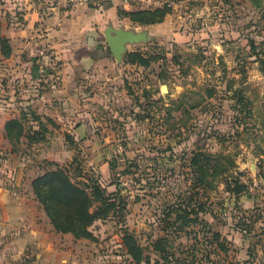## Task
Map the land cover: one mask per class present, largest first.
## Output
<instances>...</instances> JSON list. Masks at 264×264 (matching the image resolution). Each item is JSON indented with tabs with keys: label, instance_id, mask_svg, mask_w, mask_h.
Here are the masks:
<instances>
[{
	"label": "rangeland",
	"instance_id": "1",
	"mask_svg": "<svg viewBox=\"0 0 264 264\" xmlns=\"http://www.w3.org/2000/svg\"><path fill=\"white\" fill-rule=\"evenodd\" d=\"M110 1L0 0L12 48L9 58L0 52V187L10 190L13 217L0 215L1 263L264 264V0H132L141 10L166 7L167 16L115 27L147 34L120 62L104 30L77 37L69 21L77 3L100 11ZM30 4L44 18L35 38ZM63 12L66 24L48 22ZM88 46L85 61L107 55L116 78L100 70L94 100L81 103L93 112L86 134L94 138L84 144L46 95L78 60L73 48ZM130 52L141 64H124ZM61 170L88 193L93 223L87 237L61 233L70 235L64 251L42 261L37 245L21 246L26 226L16 220L54 227L33 183ZM89 177L103 194L86 188Z\"/></svg>",
	"mask_w": 264,
	"mask_h": 264
},
{
	"label": "crops",
	"instance_id": "2",
	"mask_svg": "<svg viewBox=\"0 0 264 264\" xmlns=\"http://www.w3.org/2000/svg\"><path fill=\"white\" fill-rule=\"evenodd\" d=\"M119 8L125 11L141 10V8H139V4H134L133 1L129 2L127 0H112L110 1L109 7L100 11L85 6L84 2L77 3L73 11L69 12V15H74L72 20L69 19V21L73 22L75 27L77 26L75 30H73L74 34H77V37L85 36V34L91 32H97L100 34V32L102 30L105 31L109 25H112L113 27L124 26V28H127L128 25H132L134 27L139 25L135 24L128 18H121L118 14ZM38 10L39 7L33 8V5L30 4L29 38H35L39 35V29H37V27L44 21L42 12H38ZM63 13L65 15L62 16L56 13L53 18L48 19V22L60 24V21H63V24H66L64 17L68 15V13ZM65 33H69V30L64 31L63 29H51L49 34L54 37H61L63 35L62 37L64 38ZM98 39L100 40V38H97V40ZM73 50L75 56L78 55V60L76 59L72 62L68 61L63 65L61 76L58 77L56 90L50 89V85L47 88L48 95L46 96L56 98L54 100H57L58 116L59 118L64 119V125L69 128L65 130L72 135H77V137H73L76 142H79L80 138L85 144L88 141H92L91 139L94 138V136H88L86 134L87 128L92 132V123L90 118L92 117L93 112L90 107L81 105V103L84 101L89 103L94 100L92 93L90 92L92 91L91 87L93 83L97 80V73H99L100 70H103L102 76L104 75V77L110 81L116 78L114 76L115 67L112 62L108 61L107 55H105V58L97 62L90 63L85 61L93 52V48L90 46L85 48L75 47ZM124 64L129 63L125 62ZM130 65L136 66L135 64ZM98 66L102 67L99 69ZM50 93L52 94L50 95ZM91 132L90 134H92ZM9 196H11L10 190L0 187V215L2 220L7 221L12 220L13 218L11 215L9 216V212H11ZM7 217H9V219H6ZM20 218L22 219L21 222H19ZM20 218L16 220V222L20 223V225L26 226L25 232L19 240L21 246H26L28 244L37 245V250L41 252V255L39 254L37 256L42 261L46 260L51 251L56 253L64 251L63 241H65V239L70 235L57 232L54 227L49 226L47 223L48 221L42 223H38V221L30 223L29 221L25 224L24 220L27 221V218L25 216H21ZM3 261L4 257L0 256V263Z\"/></svg>",
	"mask_w": 264,
	"mask_h": 264
},
{
	"label": "trees",
	"instance_id": "3",
	"mask_svg": "<svg viewBox=\"0 0 264 264\" xmlns=\"http://www.w3.org/2000/svg\"><path fill=\"white\" fill-rule=\"evenodd\" d=\"M166 8V7H164ZM157 8L153 10L125 11L123 15L131 18V21L140 25H154L165 21L167 10ZM1 17H0V52L3 57L9 58L12 54V48L7 38L1 35ZM102 48V45L99 47ZM140 54L135 52L127 53L125 62L129 64H141ZM14 121H8V136L12 135L11 125ZM115 163V162H114ZM117 163V162H116ZM93 177H89L85 182L86 188L93 186L95 193L103 194L105 191L101 183ZM34 193L37 199L46 208H51L53 225L59 233H72L77 238L87 237L89 227L92 225L87 203V194L79 187L73 179L64 171L48 172L37 178L33 183ZM110 202V201H109ZM111 207L114 203H110ZM218 237L217 234H215ZM137 260V258L133 255ZM139 262V260H138Z\"/></svg>",
	"mask_w": 264,
	"mask_h": 264
},
{
	"label": "water",
	"instance_id": "4",
	"mask_svg": "<svg viewBox=\"0 0 264 264\" xmlns=\"http://www.w3.org/2000/svg\"><path fill=\"white\" fill-rule=\"evenodd\" d=\"M106 39L112 54L120 62L126 53L129 43H136L146 39V33H135L134 31L115 28L110 25L106 30Z\"/></svg>",
	"mask_w": 264,
	"mask_h": 264
},
{
	"label": "built area",
	"instance_id": "5",
	"mask_svg": "<svg viewBox=\"0 0 264 264\" xmlns=\"http://www.w3.org/2000/svg\"><path fill=\"white\" fill-rule=\"evenodd\" d=\"M74 1H76V0H74ZM80 1H85V0H80ZM103 1L104 0H96V2L98 3L97 5H100ZM127 1L131 2L132 0H127ZM133 1H135V0H133ZM124 152H125L124 145L123 144L119 145L117 148V154L122 156L124 154Z\"/></svg>",
	"mask_w": 264,
	"mask_h": 264
}]
</instances>
